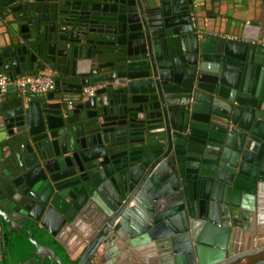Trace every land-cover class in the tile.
Segmentation results:
<instances>
[{
  "label": "water",
  "instance_id": "1",
  "mask_svg": "<svg viewBox=\"0 0 264 264\" xmlns=\"http://www.w3.org/2000/svg\"><path fill=\"white\" fill-rule=\"evenodd\" d=\"M3 9L21 10L4 22L24 39L0 49V70L55 71L49 101L78 90L72 106L0 98V166L5 146L17 161L0 180L8 241L23 217L68 256L82 249L76 264L99 251L134 253L135 264H244L264 253V46L250 43L264 39L259 23L236 42L204 32L194 0H0ZM86 86L96 90L83 99ZM27 233L31 255L63 264Z\"/></svg>",
  "mask_w": 264,
  "mask_h": 264
},
{
  "label": "crops",
  "instance_id": "2",
  "mask_svg": "<svg viewBox=\"0 0 264 264\" xmlns=\"http://www.w3.org/2000/svg\"><path fill=\"white\" fill-rule=\"evenodd\" d=\"M30 1V0H28ZM197 8V16L201 19V26L204 29V32H206L207 28L209 29V35L219 37V35H222L221 33H229L231 35H235L237 37V42H245L247 40L243 39L241 37V29L242 26L250 23V22H257L259 23L258 27L259 32L258 34L262 33L264 34V0H194ZM21 3H24L23 1H16L15 3H11L9 7H15L16 5H19ZM0 12L7 15L6 18L0 17V49L4 47H12L15 49V47H18L20 45H23V35L20 31V27L16 25V27H13V31L9 30L7 26H5V20H11L14 17H16L17 14L21 13V10H16L13 12H9L7 9H3ZM12 23V22H11ZM35 25L29 26L30 29H33ZM228 34V35H229ZM10 36H15L17 39L14 42L10 39ZM264 38V35H263ZM260 40V39H257ZM264 40V39H261ZM249 41V40H248ZM254 41V40H251ZM46 43V42H45ZM257 45V44H255ZM10 64V62H8ZM36 62L32 65V70L26 74V75H36L38 73H42L39 71L40 66ZM66 66V65H65ZM68 67V66H67ZM70 68V67H68ZM13 70V69H12ZM11 70V71H12ZM66 70V69H65ZM52 71L54 73V77H57V73L50 69H45L43 72ZM33 72H36V74H33ZM0 74L6 75L8 78H11V76L5 74L3 71L0 70ZM60 74V73H59ZM62 77L65 75L60 74ZM66 79V80H65ZM65 83H75V78L71 77L69 73H67L66 77L64 78ZM64 89V87H62ZM8 92V91H7ZM78 90L76 88L67 89L64 92H54V98L52 101H49L47 98V94L43 95H32L28 92L24 93H18L23 94L26 96V98L35 99L39 103H57L60 101L62 97L69 98L70 102L67 103L70 106L74 103V99L76 98ZM13 93H17L15 90L12 92H8L3 97V102L6 105H10V103L13 101V99L10 98V96ZM83 98V96L81 95ZM84 99V98H83ZM16 128H13V132H15ZM9 138L8 135V129L6 128V125L4 123V119L0 117V145L6 141ZM1 152L3 154L2 161H4V166H0V177H6V174L4 171H8L10 169L11 162H14V164L17 162L16 159L13 157L12 161L9 160L10 153L9 147L5 146L1 148ZM1 193L4 195L3 188L0 187ZM80 249L75 251L72 256H69L71 259H75L76 256L79 254ZM114 256L111 257L108 260H103L100 258V251L96 254L95 258L92 259V262L90 264H124V260L122 257Z\"/></svg>",
  "mask_w": 264,
  "mask_h": 264
},
{
  "label": "trees",
  "instance_id": "3",
  "mask_svg": "<svg viewBox=\"0 0 264 264\" xmlns=\"http://www.w3.org/2000/svg\"><path fill=\"white\" fill-rule=\"evenodd\" d=\"M40 74V73H38ZM5 102H3L4 104ZM2 108V105L0 106ZM2 224V238H3V245L5 247V264L9 263V260L12 264H20L21 262L25 261L28 257H30V252L33 250V244L28 240V234L26 232L19 234V233H12L10 240L8 241L6 226L3 222L0 221ZM32 228V227H31ZM33 238L34 240L50 248L56 256H58L63 264H76L77 260L70 259L69 256L66 254L64 247L57 242L53 237L48 235L43 229L39 228L36 223L33 224ZM9 247V256L6 252V247ZM0 264H4L1 263ZM45 264H48V260H46ZM57 264V263H54Z\"/></svg>",
  "mask_w": 264,
  "mask_h": 264
},
{
  "label": "built area",
  "instance_id": "4",
  "mask_svg": "<svg viewBox=\"0 0 264 264\" xmlns=\"http://www.w3.org/2000/svg\"><path fill=\"white\" fill-rule=\"evenodd\" d=\"M226 40L236 41L237 37L226 35ZM251 44L264 46V40L250 41ZM12 85L17 93L28 92L32 95H43L55 91V77L52 71L42 72L36 75H20L11 79L4 74H0V98H3L7 92V86ZM96 86H86L82 89L83 98L92 97L95 94ZM68 106H70L68 104Z\"/></svg>",
  "mask_w": 264,
  "mask_h": 264
},
{
  "label": "flooded vegetation",
  "instance_id": "5",
  "mask_svg": "<svg viewBox=\"0 0 264 264\" xmlns=\"http://www.w3.org/2000/svg\"><path fill=\"white\" fill-rule=\"evenodd\" d=\"M227 35V34H226ZM225 34H222V35H219V37H222V38H224L225 36H226ZM225 39V38H224ZM261 40V39H260ZM257 44V43H256ZM255 45V44H254ZM257 45H259V44H257ZM263 46V45H262ZM261 155H263V154H261ZM12 159H13V155H10V157H9V160L10 161H12ZM12 165V164H11ZM208 172H210V171H208ZM210 174V173H209ZM223 177H226V174H224V175H222ZM1 179H7V177H0V180ZM3 183V182H2ZM2 188H3V186H2ZM209 188V186H208V184L207 183H204L203 184V189H201V192H204L205 191V189H208ZM211 192H212V194H213V201H215V200H219V199H223V196H224V189H211ZM1 193V192H0ZM1 195V194H0ZM195 195V193H194V190H192V189H189V190H187V192H186V196L188 197V198H192L193 196ZM21 199L23 200L24 199V197L23 196H21ZM22 218V220H23V222H22V225L25 227L24 229H22V231L21 232H11V235H12V233H19V234H22V233H24V232H28L29 230H31L32 231V237H33V224H34V222H32V221H30L29 219H26V218H23V217H21ZM255 223V222H254ZM247 224L248 225H250V226H252V220H248L247 221ZM255 226H257L256 225V223L254 224V228H255ZM32 227V228H31ZM7 232V231H6ZM1 233H2V224L0 223V262L1 263H4L5 264V261H6V258H5V252H4V250H5V247H4V245H3V238H2V235H1ZM28 234V233H27ZM11 235H10V238H11ZM33 240H34V238H33ZM8 248V246L6 247V252L8 253V256H9V249H7ZM33 250H34V248H33ZM32 250V251H33ZM31 251V252H32ZM81 251H82V249H80V252H79V254L76 256V258L75 259H77V257L80 255V253H81ZM31 252H30V257H28L25 261H23V262H21L20 264H45V262H46V260H48L47 258H45L44 259V261H43V263L41 262V260L40 259H38V257L36 256V255H31ZM66 254H67V252H66ZM70 258V257H69ZM71 259V258H70ZM258 259H264V253L263 254H260V255H257V256H253V257H250V258H248L247 259V262L246 263H244V264H253V263H255ZM73 260V259H72ZM123 260H124V264H135L136 263V261H137V257H136V255L134 254V253H126L125 254V258H123ZM8 264H12V262L9 260V263ZM48 264H49V261H48ZM54 264V263H53ZM237 264V263H236Z\"/></svg>",
  "mask_w": 264,
  "mask_h": 264
}]
</instances>
